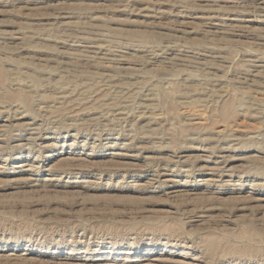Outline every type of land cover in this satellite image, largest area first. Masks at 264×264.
Returning <instances> with one entry per match:
<instances>
[{
  "label": "rangeland",
  "instance_id": "1",
  "mask_svg": "<svg viewBox=\"0 0 264 264\" xmlns=\"http://www.w3.org/2000/svg\"><path fill=\"white\" fill-rule=\"evenodd\" d=\"M259 7L0 0V264H264Z\"/></svg>",
  "mask_w": 264,
  "mask_h": 264
},
{
  "label": "bare ground",
  "instance_id": "2",
  "mask_svg": "<svg viewBox=\"0 0 264 264\" xmlns=\"http://www.w3.org/2000/svg\"><path fill=\"white\" fill-rule=\"evenodd\" d=\"M26 1V0H25ZM261 10L262 9H264L263 7L261 8V7H259ZM264 11V10H263ZM155 12H157V11H155ZM257 14V13H256ZM262 14H263V12H262ZM214 15V14H213ZM264 17V16H263ZM237 21V20H236ZM263 21V20H262ZM70 27H71V25H69ZM231 26V25H230ZM232 27V26H231ZM235 27V26H234ZM65 29H66V26L64 27ZM69 27H68V25H67V29L66 30H69V31H71L72 29H68ZM65 29H63V30H65ZM73 30H75V29H73ZM229 30V32H232L233 31V29H228ZM238 31V30H237ZM74 32V31H73ZM100 49V48H99ZM106 53H108V52H106ZM87 57V56H86ZM102 59V58H101ZM116 59V58H115ZM117 61V60H116ZM59 95V94H58ZM142 107V106H141ZM119 113V112H118ZM28 139V138H27ZM219 167V166H218ZM219 170V169H218ZM205 179V178H204ZM210 179V178H209ZM201 257V256H200ZM199 255L198 256H195L194 258H192V261H193V263H190V264H199L198 262H199ZM203 260H205V259H203Z\"/></svg>",
  "mask_w": 264,
  "mask_h": 264
}]
</instances>
